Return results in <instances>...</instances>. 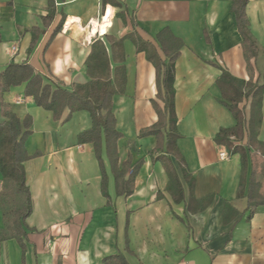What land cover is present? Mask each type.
Segmentation results:
<instances>
[{
	"label": "crops",
	"instance_id": "0c3cea01",
	"mask_svg": "<svg viewBox=\"0 0 264 264\" xmlns=\"http://www.w3.org/2000/svg\"><path fill=\"white\" fill-rule=\"evenodd\" d=\"M53 1L54 15L47 20L49 0H0V73L12 62L29 63L52 87L72 90L91 79L87 59L94 42L103 41L112 75L118 66L126 75L124 92L113 97L122 134L119 168L129 156L132 162L144 161L134 192L118 194L104 146L106 196L93 144L78 141V135L92 126L90 112L75 111L64 121L68 109L55 117L25 95V84L4 91V108L21 120L32 116V133L25 141L32 157L24 161V170L33 211L21 241L0 240V264H107L108 257L116 264L120 254L127 264H264V157L258 149L246 147L243 170L240 153H229L215 141L221 128L237 122L223 102L218 85L222 72L264 84V0L247 4L250 32L258 46L250 61L231 9L233 0ZM106 11L111 15L101 30L107 31L93 35L89 21L100 20ZM33 28L39 32L30 51ZM169 32L183 43L175 62L177 143L188 175L194 178L190 192V182L173 158L181 201L167 189L169 174L163 162L150 155L157 137L140 135L157 122V107H164L149 56L154 49L156 56L166 59L159 36ZM111 39L121 42L112 47ZM141 41L151 47L139 50ZM244 103L249 116L250 98ZM262 115L257 139L264 142V94ZM222 151L225 158L220 157ZM253 169L257 176L250 194ZM242 175L245 187L239 194ZM2 181L0 171V192Z\"/></svg>",
	"mask_w": 264,
	"mask_h": 264
},
{
	"label": "trees",
	"instance_id": "16d2710c",
	"mask_svg": "<svg viewBox=\"0 0 264 264\" xmlns=\"http://www.w3.org/2000/svg\"><path fill=\"white\" fill-rule=\"evenodd\" d=\"M249 0H233L232 11L236 15L238 30L242 37V47L246 59L250 61L258 52L255 38L250 32V20L247 14ZM53 0H49L47 20L53 18L55 11ZM59 25L57 31L61 30ZM33 38L30 51L34 48L38 29L33 28ZM160 43L165 48L166 59L156 56L152 49L149 58L154 62L157 70L158 97L164 102L163 108H158V120L153 125L143 128L141 136L155 135L157 147L150 152L154 160L163 162L168 174V191L175 201H181L182 186L173 165L175 158L186 179L190 182V192L194 187V178L188 175L186 161L178 147L180 133L177 129L178 118L175 111V62L180 53L182 41L171 32L159 36ZM121 40L111 39L112 47L119 45ZM139 50H148L151 46L146 41L138 42ZM115 57V56H114ZM88 74L91 79L86 83H77L72 90L61 86L52 87L29 63H10L0 73V94L11 87L25 84L24 93L32 96L38 106L50 110L55 117H60L68 109L64 121L71 118L78 110H87L92 117V126L78 135L79 143H92L102 169V191L108 195V174L105 170L102 156L105 146L106 154L115 179L116 192L129 195L134 192L135 179L140 171L144 158L132 162L129 156L119 168L118 141L122 137L116 126V116L113 111V97L116 93L124 92L126 75L123 67H116L112 75L111 64L107 48L103 41L96 40L87 59ZM225 105L231 110L236 125L221 128L215 136L218 145L226 147L229 153H240L243 170L247 165V148L258 149L264 157V142L257 139L259 128L263 120L262 100L264 84L240 79L224 70L218 78ZM0 95V113L4 120L0 122V171L3 176L0 192V209L4 215V227L0 229V240L16 238L19 241L26 235V219L33 211V198L29 186L26 184L24 161L30 159L25 141L32 133V116L28 115L21 120L14 112L4 108L3 98ZM250 98L249 116L246 113V103ZM245 140V141H244ZM34 155H37L34 154ZM247 168V167H246ZM244 173V172H243ZM127 176V177H126ZM257 172L253 169L248 191L251 194L254 188ZM240 183L239 194L244 191L245 179ZM252 208L250 216L254 213ZM10 214V215H9ZM110 257L105 258L107 264H112ZM116 264H127L123 255L116 257Z\"/></svg>",
	"mask_w": 264,
	"mask_h": 264
},
{
	"label": "built area",
	"instance_id": "2783aa9c",
	"mask_svg": "<svg viewBox=\"0 0 264 264\" xmlns=\"http://www.w3.org/2000/svg\"><path fill=\"white\" fill-rule=\"evenodd\" d=\"M110 15H111V13L108 15V11H106L105 14L101 17L100 20H98V19H91L89 21L87 27H89V29H90V31H91V33L93 35H96V34L103 35L107 31L106 30V31L103 32L101 30V26H102V23L105 22V18H108V17L110 18ZM108 22H111V19L108 20ZM111 26H112V22H111ZM13 49H16V47H13ZM226 155H227L226 151H222L220 153V157L221 158H225Z\"/></svg>",
	"mask_w": 264,
	"mask_h": 264
},
{
	"label": "rangeland",
	"instance_id": "374dc122",
	"mask_svg": "<svg viewBox=\"0 0 264 264\" xmlns=\"http://www.w3.org/2000/svg\"><path fill=\"white\" fill-rule=\"evenodd\" d=\"M262 190H263V188H262ZM264 192V191H263ZM260 195L262 196V194L260 193ZM10 215V214H9Z\"/></svg>",
	"mask_w": 264,
	"mask_h": 264
}]
</instances>
